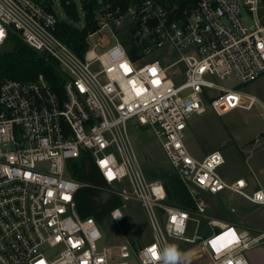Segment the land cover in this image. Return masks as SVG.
Instances as JSON below:
<instances>
[{"label":"built area","instance_id":"1","mask_svg":"<svg viewBox=\"0 0 264 264\" xmlns=\"http://www.w3.org/2000/svg\"><path fill=\"white\" fill-rule=\"evenodd\" d=\"M72 1L0 0V51L17 35L54 59L64 81L63 96L42 74L0 84V264H155L150 249L170 239L201 242L203 255L189 264H250L245 252L264 240V231L250 234L209 218L201 192L231 190L255 203L264 201V192L248 193L244 179L228 183L220 171L223 152L196 157L184 138L191 115L206 110L204 101L218 115L257 104L255 95L223 82L240 85L264 74V0H197L184 6L181 0H99L98 28L89 33L83 56L55 33L61 19L55 6ZM125 27L129 31L120 38L117 32ZM105 28L113 30L115 44L102 34ZM131 119L152 127L189 187L192 210L170 203L165 184L145 177L127 137ZM84 151L113 192L141 201L151 242L137 248L124 237L100 245L103 226L77 208L76 193L85 183L72 169ZM110 217L119 225L125 219L121 207ZM190 221L202 227L207 222L208 233L195 229L187 236Z\"/></svg>","mask_w":264,"mask_h":264},{"label":"rangeland","instance_id":"2","mask_svg":"<svg viewBox=\"0 0 264 264\" xmlns=\"http://www.w3.org/2000/svg\"><path fill=\"white\" fill-rule=\"evenodd\" d=\"M75 2L77 12L82 15L81 23H83L84 16L81 6L82 0H75ZM55 9L62 19H69L66 13V8L63 4H57ZM242 14L246 22L251 25L253 22L249 12L243 8ZM128 31V27L119 29L117 35L120 38H123ZM102 34L109 37L111 45L117 42V38L114 36V32L111 28L103 29ZM9 48L10 46L7 45L5 49L7 50ZM100 49L102 50V48H99V50ZM223 85L230 89H240L244 93L255 95L258 99L257 104L250 109L238 107L224 115H218L213 110L209 101H204L206 110L201 114L194 113L191 115L188 127L185 130L184 140L191 152L196 157L201 158L205 154L213 151L209 150V147L217 142L216 140L220 134L222 135L226 130L229 131L233 142H230L228 145L221 148V151L224 154L229 155L231 158H229L227 164L221 167L220 171H223L225 175H233L236 174L237 171H234L231 164L234 160L237 161L239 158L242 160L243 158L242 153L239 151V147L243 144V149L247 148V145L245 146L244 144H250L255 136H259L260 142L264 143V135L261 134V132L264 131V74L248 83L236 85L234 81L228 80L224 81ZM212 93H215V91H212ZM126 130L128 141L139 161L140 168L147 179H158L165 183V181L169 180L170 177L176 174L159 138L151 126L140 125L137 119H131L127 123ZM164 175H167L166 178ZM121 185L131 188L129 182H124ZM186 187L188 191L187 201L190 203V207L185 208L192 210L191 207L194 203L193 197L189 193V187L187 185ZM113 190V187H106L103 189V195L106 197L109 193L113 192ZM201 195L205 198V202L208 204L206 214L209 218L221 220L235 219L237 214L234 209L238 203H242L248 209L252 207L251 203L243 196L237 193L231 194L229 191L223 193L222 199L219 197L222 194L211 195L207 192H201ZM123 202L124 204L121 206V210L125 219L120 225L116 224L112 219H109V221L106 220L102 224L104 238L105 236L106 238L100 242V245L118 243L123 240L124 237H127L137 248H140L153 240V231L147 211L142 206L141 201L135 198V196L123 200ZM169 202L181 206L178 204L177 198H175L172 193L169 194ZM201 219L207 221V219ZM195 229L204 236L208 233L207 222H204L202 227V225L190 221L188 223V231L186 235L192 237ZM170 242L178 245L182 251H188V248L190 247V252L192 255L194 254V256H192L193 258H196L198 256L197 254L203 255L200 241L191 244L170 239ZM191 248L197 249V251L192 252ZM257 248H260L261 257L257 259L256 264H264V240H262L257 247L249 250L253 253ZM247 252L248 250L245 252L246 256L248 255ZM197 263L202 264L201 261H198Z\"/></svg>","mask_w":264,"mask_h":264},{"label":"trees","instance_id":"3","mask_svg":"<svg viewBox=\"0 0 264 264\" xmlns=\"http://www.w3.org/2000/svg\"><path fill=\"white\" fill-rule=\"evenodd\" d=\"M197 0H181L184 6L188 2ZM84 22L77 12L76 2L65 4L69 19H60L55 31L56 35L65 41L78 55L83 56L88 47L89 33L98 28L97 9L99 0H82L81 3ZM9 49L0 52V84L3 79L13 78L20 80H34L42 74L52 89L60 96L64 95V81L56 68L52 58L39 54L19 36L11 34L8 42ZM73 176L85 183L76 193L78 212L82 217L93 216L102 225L106 220H111V211L121 207L123 199L115 192L103 195V189L108 187L96 167L89 152L84 151L80 158L73 164ZM167 175H164L166 178ZM168 194L177 198L182 207H190L187 201V187L177 174L165 181ZM193 206V204H192ZM190 251V250H189ZM197 251V249H191Z\"/></svg>","mask_w":264,"mask_h":264},{"label":"crops","instance_id":"4","mask_svg":"<svg viewBox=\"0 0 264 264\" xmlns=\"http://www.w3.org/2000/svg\"><path fill=\"white\" fill-rule=\"evenodd\" d=\"M261 134L264 135V131H262ZM216 141L217 142L214 145L209 147V150H221V148L225 147L230 142H233V139L229 134V131L226 130L222 133V135L220 134ZM251 141L252 142L250 144H244L245 146L247 145V148H244L245 150L243 149V144L239 147V151L243 155L242 160L241 158H239L237 161L234 160L231 164L234 171H237L236 174L225 175L223 171L221 172V174L228 183H232L238 179H244L247 182L246 191L248 193H252L255 190H262L264 192V143L260 142L259 136H255ZM224 156L225 164H227L229 158L231 157L227 154H224ZM225 191H229L231 194H236V192H233L231 190ZM224 192L221 193L222 195L219 194V197H221V199ZM245 199L251 203V208L248 209L242 203H238L234 209L237 214V217L235 219H217L218 222L234 224L239 230L246 231L250 234L263 232L264 203H255L247 198ZM255 247H257V245L249 249ZM249 249L247 252L248 255L246 257L249 260L250 264H256L257 259L261 257L260 248H257L253 253ZM192 256H194V254Z\"/></svg>","mask_w":264,"mask_h":264},{"label":"clouds","instance_id":"5","mask_svg":"<svg viewBox=\"0 0 264 264\" xmlns=\"http://www.w3.org/2000/svg\"><path fill=\"white\" fill-rule=\"evenodd\" d=\"M264 203V201H260ZM116 218L121 217L120 213H114ZM153 255V253H152ZM192 257L190 251H182L178 245L174 243L165 244L162 248H155V264H189Z\"/></svg>","mask_w":264,"mask_h":264},{"label":"snow or ice","instance_id":"6","mask_svg":"<svg viewBox=\"0 0 264 264\" xmlns=\"http://www.w3.org/2000/svg\"><path fill=\"white\" fill-rule=\"evenodd\" d=\"M2 36H3V32H2V30H0V37H2ZM213 159L216 160L217 157H213ZM112 176H113V174H112L111 172H109V173H108V177H109V179H111ZM240 183L242 184L243 182L241 181ZM173 219H175V217H173ZM228 235H230V236L232 237V240H233V241L237 239V238L235 237V234H234V233H231V232H230ZM212 244H213V247H215V246H216V241H213ZM150 251L153 253V257H155V249H150Z\"/></svg>","mask_w":264,"mask_h":264},{"label":"water","instance_id":"7","mask_svg":"<svg viewBox=\"0 0 264 264\" xmlns=\"http://www.w3.org/2000/svg\"><path fill=\"white\" fill-rule=\"evenodd\" d=\"M140 35H141V31L138 33V37L137 38H139Z\"/></svg>","mask_w":264,"mask_h":264}]
</instances>
